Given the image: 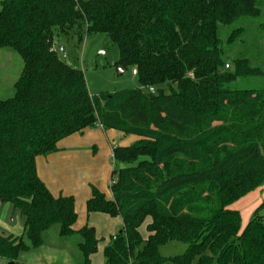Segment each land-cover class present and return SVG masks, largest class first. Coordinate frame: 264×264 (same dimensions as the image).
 Instances as JSON below:
<instances>
[{
    "label": "trees",
    "instance_id": "trees-1",
    "mask_svg": "<svg viewBox=\"0 0 264 264\" xmlns=\"http://www.w3.org/2000/svg\"><path fill=\"white\" fill-rule=\"evenodd\" d=\"M261 2L0 0V50L23 59L14 96L0 98V203L24 220L21 236L0 231V259L26 264L21 254L42 246L58 224L62 236L82 237L83 264H92L95 228H75L74 196H55L36 160L101 126L121 139L138 137L113 149L111 197L91 185L86 202L87 213L123 220L105 264H264V202L245 227L231 207L264 184V88L233 84L264 70L258 53H240L226 68V46L245 43L246 28L221 36L238 20L259 17ZM83 25L118 45L119 66L136 70L141 88L90 93L83 70L57 49L61 35ZM170 242L186 244V253L163 256Z\"/></svg>",
    "mask_w": 264,
    "mask_h": 264
},
{
    "label": "rangeland",
    "instance_id": "rangeland-1",
    "mask_svg": "<svg viewBox=\"0 0 264 264\" xmlns=\"http://www.w3.org/2000/svg\"><path fill=\"white\" fill-rule=\"evenodd\" d=\"M260 7L262 13L259 17L242 18L233 25L222 29L221 36L224 40H227L234 28L239 26L246 28V34L242 36V39H246L245 43L237 41L233 45L226 46L225 58L230 65V69L232 68V58L240 55V53L245 54L247 57H252L251 54L258 53L260 58L257 65L264 70V29L262 27L264 24V0H262ZM58 43H63L66 47V55L63 56L60 53L62 58L70 65L83 70L88 89L92 95L142 87L139 77L133 74L132 67H127L121 71L118 45L107 34L88 33L83 25L78 33H72L69 36L61 35L58 38ZM22 69L23 59L16 50H0V98L7 99L14 96L15 83ZM233 88L239 90L264 88V76L238 78L234 82ZM104 182L107 184L108 180ZM248 194L246 195L248 197H244L242 203H251L252 198L254 202L257 200L264 201V184ZM79 207L76 204L79 216L83 217L84 214L82 209H78ZM7 210L5 209V214L0 218V228L13 232L15 231L14 228H20L19 218L14 213L7 218ZM118 217L121 216L114 218ZM244 217L246 219V212ZM96 225L98 232L105 236L100 240L101 246L107 245L111 241V237L121 230V228L111 229V226L105 221L96 222ZM112 231H116L115 234ZM24 238L28 242L27 237ZM43 238L42 246L31 248L28 252L21 254L20 260L22 262L26 264H83V254L79 248L82 237L79 234L62 236L60 226L56 224L44 233ZM187 249L188 246L184 243L170 242L163 245L160 250L163 256L171 257L184 254ZM95 253H98V250ZM101 255L105 259L103 251ZM95 263L92 261V264ZM0 264L8 263L0 259ZM192 264H196V260Z\"/></svg>",
    "mask_w": 264,
    "mask_h": 264
},
{
    "label": "crops",
    "instance_id": "crops-1",
    "mask_svg": "<svg viewBox=\"0 0 264 264\" xmlns=\"http://www.w3.org/2000/svg\"><path fill=\"white\" fill-rule=\"evenodd\" d=\"M60 44L63 43H59L58 45ZM121 136V133L114 129L106 130L101 126L90 127L85 129L83 133H75L64 138L58 144V151L48 155L38 156L36 160L38 175L50 191L55 196L61 194L74 196L75 207L78 204L80 206L78 209H82L84 216H79L77 212L78 219L75 228L79 229L85 224H88L95 228L96 235L100 240L105 236L98 232L96 222L105 221L111 226V229L115 230L116 228L122 229L123 220L121 217L114 218L101 212L87 213L86 202L91 196V185L98 187L107 196L111 197L110 177L115 165L113 162V149L117 145H130L138 139L136 136L121 139ZM105 180H108L107 184L104 182ZM244 197L231 206L240 212L242 227L247 225V222L253 217L256 208L264 202L260 200L254 202L252 198L251 203L245 204L242 203ZM5 209H8L6 212L7 218L12 213L19 218L20 228H14V233L2 228H0V231L6 234L21 236L24 233V220L22 216L19 212L14 211L10 204L0 203V218L5 214ZM245 212L246 219L244 217ZM150 221L151 219L148 218L140 228V232L144 238H147L149 235L147 225ZM112 232L115 234L114 232L116 231ZM106 246H101L99 242L98 253L92 255V261L94 263L95 260L97 261L95 264H105V259L102 258L101 253L102 251L104 253Z\"/></svg>",
    "mask_w": 264,
    "mask_h": 264
},
{
    "label": "water",
    "instance_id": "water-1",
    "mask_svg": "<svg viewBox=\"0 0 264 264\" xmlns=\"http://www.w3.org/2000/svg\"><path fill=\"white\" fill-rule=\"evenodd\" d=\"M57 49L60 51V53L63 55V56H65L66 55V47H65V45H63V44H60V45H58L57 46ZM123 69L121 68V71H122ZM8 264H16L15 262H9Z\"/></svg>",
    "mask_w": 264,
    "mask_h": 264
},
{
    "label": "built area",
    "instance_id": "built-area-1",
    "mask_svg": "<svg viewBox=\"0 0 264 264\" xmlns=\"http://www.w3.org/2000/svg\"><path fill=\"white\" fill-rule=\"evenodd\" d=\"M230 66H229V64H226V68H229ZM133 74H137V71L136 70H133ZM150 91L151 92H154V88H150Z\"/></svg>",
    "mask_w": 264,
    "mask_h": 264
}]
</instances>
